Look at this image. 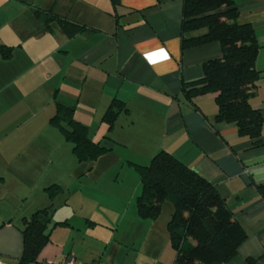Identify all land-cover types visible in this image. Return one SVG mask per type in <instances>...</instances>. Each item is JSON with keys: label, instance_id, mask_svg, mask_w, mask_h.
Masks as SVG:
<instances>
[{"label": "crops", "instance_id": "crops-1", "mask_svg": "<svg viewBox=\"0 0 264 264\" xmlns=\"http://www.w3.org/2000/svg\"><path fill=\"white\" fill-rule=\"evenodd\" d=\"M60 1L51 4L54 12L87 32L67 37L56 24L45 31L32 14L36 4L0 0V45L12 48L9 58L0 55V264H18L25 219L50 204L49 241L38 264L69 256L82 263L174 264L168 233L159 231L160 241L153 233L156 219L147 223L136 211L125 221L130 233L118 238L120 226L94 209L99 201L84 185L90 180L99 188L107 166L147 165L159 150L213 184L246 232L221 264H264V200L256 190L264 184V146L239 136L235 123L216 121L213 95L193 103L181 90L182 82L202 77L206 60L220 56L219 44L181 49L182 0H121L115 10L109 0ZM233 1L237 21L251 24L259 45L251 104L264 117V0ZM113 100L123 105L109 129L102 118ZM57 102L72 106L91 140L110 150L78 162L50 123ZM53 184L63 192L50 201L45 188Z\"/></svg>", "mask_w": 264, "mask_h": 264}, {"label": "trees", "instance_id": "trees-1", "mask_svg": "<svg viewBox=\"0 0 264 264\" xmlns=\"http://www.w3.org/2000/svg\"><path fill=\"white\" fill-rule=\"evenodd\" d=\"M115 10L121 0H109ZM32 14L45 31L58 25L67 37L89 29L84 24L47 9L32 8ZM238 8L233 0H182L180 45L185 50L208 43H218L221 54L203 64L202 77L182 82L181 90L189 102L213 95L216 121L233 122L239 136L247 137L253 146H264L261 128L264 117L253 108L251 98L260 73L255 68L259 45L251 24L239 23ZM117 21V15H114ZM12 48L0 45L2 58L11 56ZM113 100L103 115L111 129L113 120L122 109ZM74 108L56 103L50 123L58 128L72 145L78 162H93L110 150L88 136V128L74 119ZM131 163V162H130ZM137 171L141 190L136 197L140 218L154 220L162 203L173 206L166 223L169 242L175 251L174 264H221L234 256L246 238V232L235 220L225 200L206 178L165 150L157 151L149 164L131 163ZM264 200V184L256 185ZM49 200L63 192L53 184L45 188ZM51 204L33 212L21 229L22 251L18 264H38V256L49 241L48 224Z\"/></svg>", "mask_w": 264, "mask_h": 264}, {"label": "rangeland", "instance_id": "rangeland-1", "mask_svg": "<svg viewBox=\"0 0 264 264\" xmlns=\"http://www.w3.org/2000/svg\"><path fill=\"white\" fill-rule=\"evenodd\" d=\"M27 1L33 2L37 7L41 9L49 8L50 6L55 4V2H53L54 0ZM62 1L63 0H61L60 2ZM89 1L94 2L95 4H97V6H101L102 4V0ZM106 172L107 176L102 177L101 181L99 182V188L97 186L95 188H92L91 185L93 184L90 182V180H86L84 182V185L87 186L85 192L88 193L91 191L94 193L95 198L99 201V203L95 201V203L93 204L94 209H97L99 214L102 215L103 219H108L110 220L109 222L120 226L118 234L116 236L118 238H121V236H128L127 233H130L125 228V221L130 219L132 216L134 217L135 215H137L135 209L136 205L134 194L136 192V189H138V193L141 190V186H138L139 176L133 166L128 164L127 160L123 163L122 169L119 163L112 166H107ZM130 197L133 199L131 205L129 206L128 200ZM172 211L173 206L171 202L169 200L164 201L161 206L160 214L155 220L158 225L155 224L157 225V227H154L152 229L154 234L159 235V237L157 238L158 241H160L161 239V232L164 233V235L167 234L165 230L166 222L170 219ZM152 222V220L147 221V223ZM136 230V226H133V232H135Z\"/></svg>", "mask_w": 264, "mask_h": 264}, {"label": "built area", "instance_id": "built-area-1", "mask_svg": "<svg viewBox=\"0 0 264 264\" xmlns=\"http://www.w3.org/2000/svg\"><path fill=\"white\" fill-rule=\"evenodd\" d=\"M44 264H101V263H98V262L82 263V262L76 261L72 256H69L61 260L58 263L55 261H46Z\"/></svg>", "mask_w": 264, "mask_h": 264}]
</instances>
